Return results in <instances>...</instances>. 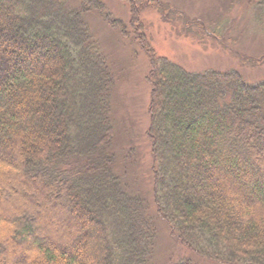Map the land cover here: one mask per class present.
I'll list each match as a JSON object with an SVG mask.
<instances>
[{
    "label": "trees",
    "instance_id": "16d2710c",
    "mask_svg": "<svg viewBox=\"0 0 264 264\" xmlns=\"http://www.w3.org/2000/svg\"><path fill=\"white\" fill-rule=\"evenodd\" d=\"M68 1L0 0V264H92L81 235L101 264H150L148 208L124 181L127 169L113 166L114 79L84 17L103 4ZM253 2L264 30V0ZM129 23V32L117 20L110 27L121 37L139 31L149 61L156 217L199 258L264 264V80L186 72L155 56L139 21ZM6 186L38 199L11 203ZM37 201L50 221L34 217ZM94 227L96 240L85 235Z\"/></svg>",
    "mask_w": 264,
    "mask_h": 264
},
{
    "label": "rangeland",
    "instance_id": "374dc122",
    "mask_svg": "<svg viewBox=\"0 0 264 264\" xmlns=\"http://www.w3.org/2000/svg\"><path fill=\"white\" fill-rule=\"evenodd\" d=\"M79 1L69 0V6L75 8ZM95 1L103 4V8L99 10L91 5L84 17L91 35L107 58L108 71L112 72L110 74L114 79L108 103L113 166L118 171L127 169L124 181L132 183L130 187H134L148 208L146 215L154 240L150 264H180L186 261L190 264H217L188 250L173 237L168 225L155 215L151 187L152 157L146 137L151 88L145 77L149 61L136 43L139 31L137 34L134 30L135 37L132 34L121 37L110 26L111 20H117L129 32L130 20L134 24L139 21L141 35L148 40L155 56L165 58L190 73L234 70L251 83L264 80V30L253 20L255 2L144 0L141 5L134 6L135 3L130 5L124 0ZM261 23L264 25V21ZM174 98L173 93L171 100ZM30 123L41 127L35 117ZM18 189L6 186L2 190L3 198L11 203L21 198L38 199V196L23 190L18 194ZM44 197L47 200L49 196L45 194ZM177 197L183 198L181 193ZM32 213L37 219L41 215L50 221L49 211L38 201ZM85 235L96 240L98 230L94 227ZM81 242L84 248L91 251L90 254L85 253L89 262L101 264L97 248L93 250L90 247V240L81 235Z\"/></svg>",
    "mask_w": 264,
    "mask_h": 264
}]
</instances>
